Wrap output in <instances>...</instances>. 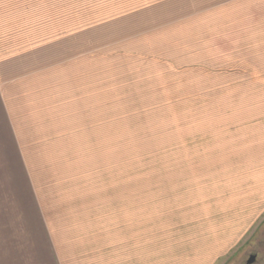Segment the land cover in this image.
<instances>
[{
    "label": "rangeland",
    "instance_id": "1",
    "mask_svg": "<svg viewBox=\"0 0 264 264\" xmlns=\"http://www.w3.org/2000/svg\"><path fill=\"white\" fill-rule=\"evenodd\" d=\"M9 28L0 264H188L208 238L228 264L264 217V0H0Z\"/></svg>",
    "mask_w": 264,
    "mask_h": 264
},
{
    "label": "crops",
    "instance_id": "2",
    "mask_svg": "<svg viewBox=\"0 0 264 264\" xmlns=\"http://www.w3.org/2000/svg\"><path fill=\"white\" fill-rule=\"evenodd\" d=\"M9 31H8V35H7L5 40H4L2 31L0 32V60H5L7 58H10V60H11L13 58V51L14 50L12 49L13 46L11 45V42L13 39H12L11 34H10V33H12L13 30H11L9 28ZM10 40H11V42H10ZM8 66L5 67V62L0 61V92H1V90H4L3 85H1L2 83L4 84V82L6 80L4 78V76H13L16 73V71L13 67H8ZM17 74H20V72L18 71ZM217 246L219 247V245H216L212 240H209V238H208V259L205 260V257H203V258H199L200 259L199 262H196L195 260L197 259V256L195 253L193 260H191V263H189V261H188V264H201V263L205 264L207 262H208V264H211L212 260L214 258L213 254L218 250ZM121 248H122V246H121ZM148 248H149L148 243L143 244L142 242H138V243L136 242V244L134 246H133V243L125 245V249H127V250L130 249V250H135V251H137V250L147 251ZM121 251H123V250H121ZM119 256H120V254H119ZM118 259H121V258L119 257ZM93 264H116V263L113 261L109 262L107 260H102V259L100 260V258H99L96 262L93 261ZM145 264H147V263H145Z\"/></svg>",
    "mask_w": 264,
    "mask_h": 264
},
{
    "label": "flooded vegetation",
    "instance_id": "3",
    "mask_svg": "<svg viewBox=\"0 0 264 264\" xmlns=\"http://www.w3.org/2000/svg\"><path fill=\"white\" fill-rule=\"evenodd\" d=\"M228 264H264V217L238 247Z\"/></svg>",
    "mask_w": 264,
    "mask_h": 264
}]
</instances>
